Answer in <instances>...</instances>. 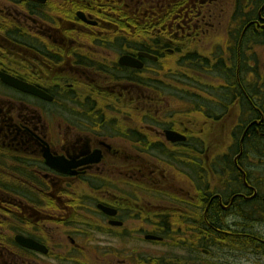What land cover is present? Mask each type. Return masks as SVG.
Here are the masks:
<instances>
[{
	"label": "flooded vegetation",
	"instance_id": "obj_1",
	"mask_svg": "<svg viewBox=\"0 0 264 264\" xmlns=\"http://www.w3.org/2000/svg\"><path fill=\"white\" fill-rule=\"evenodd\" d=\"M263 53L264 0H0V264H87L93 243L98 264L211 257L241 225L218 214L263 199L242 154L203 190L202 135L234 107L263 118Z\"/></svg>",
	"mask_w": 264,
	"mask_h": 264
},
{
	"label": "rangeland",
	"instance_id": "obj_2",
	"mask_svg": "<svg viewBox=\"0 0 264 264\" xmlns=\"http://www.w3.org/2000/svg\"><path fill=\"white\" fill-rule=\"evenodd\" d=\"M232 0H224V6L229 7ZM223 16V15H222ZM226 19L227 14L219 18L216 22V27L220 29H224L226 25ZM211 44L209 42V38H202V42L199 45V48L208 52ZM202 51L203 55H208L209 53H206ZM262 56V60H264V53L260 54ZM175 61V58L173 59ZM261 60V61H262ZM173 63V62H172ZM174 70V67L172 66V71ZM167 72V70H166ZM219 72V71H218ZM219 75V74H218ZM214 77V75H211ZM218 77H221L220 75ZM205 84V82H203ZM212 84L220 85V83H217L215 81H212ZM211 85V84H209ZM203 87H206L203 85ZM209 87V86H208ZM171 108L177 110L178 108L176 105H171ZM215 111V110H214ZM238 113V109L236 107L233 108V111L230 112L228 115L223 116V118L214 119L213 122L208 124V122L203 125L201 124L202 128L205 126V133L202 135V139L204 142L208 144V148L201 149V155H200V172L201 174V185L203 187V190H206L207 188H214V181L213 177L215 172L219 173L221 170H224V165L231 163V160L235 158L236 155H232V150L234 149V146L238 144V141L240 139L239 130L237 125L240 123L238 116L236 115ZM216 117L220 116L219 109H216L215 112ZM234 127V129H233ZM231 131H233V135L231 134ZM261 146V144H260ZM248 147L247 153L245 152V155L243 158L240 159V166L246 169V173L248 175V180H250V183L252 187L257 191L256 198L258 194H260V198L263 199V205L261 207L264 211V159H260L259 155L256 152H252L250 146ZM197 154V153H196ZM228 155V156H227ZM261 156V154H260ZM188 162V161H187ZM193 162V161H192ZM189 163V162H188ZM243 168V169H244ZM216 169V170H215ZM225 173V171H223ZM228 174V173H227ZM224 174L223 176H218L215 182V186L218 187L220 193H226L227 187L230 185V188L232 189V182L235 180V176L232 175L230 178L229 175ZM186 186H188L189 182L185 180ZM237 191L242 190V184H237ZM250 196H252V193H249ZM82 200V199H81ZM238 204V203H237ZM245 205L240 203L237 207H235V210L239 211V208H242L241 212H233L229 214L228 216H224L223 221L227 222H240L241 225L239 228L232 229L233 231H237V233H246L249 236H253V238L263 237L264 238V212L261 214V212L257 211L256 207L259 205L257 199L249 200L248 202H245ZM166 206H168L166 204ZM81 217V216H80ZM87 221V219H84ZM243 223H245V228L243 226ZM231 232V230L229 231ZM238 238H235L236 241ZM106 246L104 247L105 252L112 253V249L110 248L111 245H113V241L106 240ZM225 245L219 244L215 247H205L202 249H207L211 253L210 256H204L201 254V260L202 264H264V245H260L261 249L259 251L256 250L255 247L253 249H234L233 246L228 247V243H231L230 239H226ZM110 244V245H109ZM238 244L240 247H242L241 242L238 241ZM249 245V244H248ZM254 245V244H253ZM250 246V245H249ZM94 247L97 248L98 246L93 244H88L87 248L89 250L86 252L88 255L87 261H84V263L89 264H98L96 261V257L93 256ZM250 248V247H249ZM154 257L157 256H181L184 253L179 250V248H175L174 250H169L162 248L160 246H156L155 248ZM98 253V251H96ZM98 254H104V253H98ZM153 256V254H152ZM106 260H113V257L105 258ZM100 264V262H99Z\"/></svg>",
	"mask_w": 264,
	"mask_h": 264
},
{
	"label": "trees",
	"instance_id": "obj_3",
	"mask_svg": "<svg viewBox=\"0 0 264 264\" xmlns=\"http://www.w3.org/2000/svg\"><path fill=\"white\" fill-rule=\"evenodd\" d=\"M160 14H162V13H160ZM154 22H155V24H158L160 26L163 25V22L162 21L154 20ZM158 29H162V28H158ZM247 106H248V104H247ZM257 120H259V121H257ZM239 121H240L239 124L243 125L244 127H246L247 123L250 122V124H252L251 127L254 126V125H257L258 126L257 128H259V126L261 124L264 125V116H263L262 119L254 118V117H251V118H243L242 119L240 117ZM253 128H255V127H252L251 130ZM241 133H242V129L240 127V131H239L240 137L242 135ZM260 144H261V146H260ZM246 146H250L251 147V150L250 151L256 152L259 155V157H261L260 159H262V160L264 159V139L263 138L262 139L259 138V136L256 135V133H252V131L247 132L245 134V136H244V139H243V154H242L241 158L244 157L245 152L247 153L248 147L246 148ZM239 151H240V147H239V141H238V144L236 146H234V149L232 150V155H237L239 153ZM260 154H261V156H260ZM237 184H239V183H237L236 181H234V184H233V189L234 190H236ZM241 203L244 204V206H246L245 205V202H241ZM239 204L240 203H238V204L236 203L235 206L237 207ZM256 209H257V211L261 212V214H263L264 211H263V208L260 205H258L256 207ZM238 210L241 212V210H243V209L242 208H239ZM239 211L235 210L234 212H239ZM219 220H222L223 221V218L221 217V215L218 214V221ZM244 228H245V226H244ZM202 231H203L202 232V238H206V240H208L209 239V236H210V233H206L205 234V232H204L205 230L204 229ZM218 232H224V231H223V229L219 228V231ZM247 236L250 237V238H252V239H255V240H258L259 239L258 236H257V238H253V236H249L246 233H237V231H232V235H223V234L222 235H217V238L223 239L224 244L227 243L226 242V239L229 238L230 241H231V243H228L229 244L228 247H231L233 245H234L233 246L234 248L235 247H240V245L238 244V241H240L241 242V245H244V247L248 246V247H250V249H253V247H256L255 246L256 243H252L251 241H248ZM235 238H238L237 239L238 241H236ZM219 244H221V243H219Z\"/></svg>",
	"mask_w": 264,
	"mask_h": 264
},
{
	"label": "water",
	"instance_id": "obj_4",
	"mask_svg": "<svg viewBox=\"0 0 264 264\" xmlns=\"http://www.w3.org/2000/svg\"><path fill=\"white\" fill-rule=\"evenodd\" d=\"M43 1V0H42ZM131 61L132 62H134L133 60H130V59H128V58H122V64L123 65H127V66H130L131 64H133V63H131ZM21 244H23L24 246H26V247H28V248H33V249H37V246H36V244H34L33 242H31V241H29V240H25V241H19Z\"/></svg>",
	"mask_w": 264,
	"mask_h": 264
},
{
	"label": "bare ground",
	"instance_id": "obj_5",
	"mask_svg": "<svg viewBox=\"0 0 264 264\" xmlns=\"http://www.w3.org/2000/svg\"><path fill=\"white\" fill-rule=\"evenodd\" d=\"M247 239H248V241H251L252 243H256L255 244V246H256L255 248H256L257 251H259L261 249V247H259V246L264 244V238L263 237H259L258 240H255V239H252V238L247 236Z\"/></svg>",
	"mask_w": 264,
	"mask_h": 264
}]
</instances>
